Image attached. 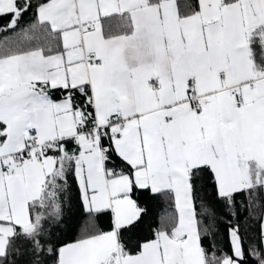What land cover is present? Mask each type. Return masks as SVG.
Returning a JSON list of instances; mask_svg holds the SVG:
<instances>
[{"label": "snow or ice", "instance_id": "obj_1", "mask_svg": "<svg viewBox=\"0 0 264 264\" xmlns=\"http://www.w3.org/2000/svg\"><path fill=\"white\" fill-rule=\"evenodd\" d=\"M0 264H264V0H0Z\"/></svg>", "mask_w": 264, "mask_h": 264}]
</instances>
